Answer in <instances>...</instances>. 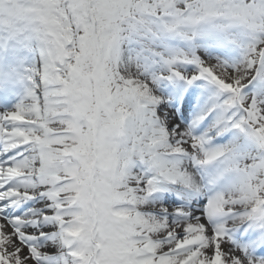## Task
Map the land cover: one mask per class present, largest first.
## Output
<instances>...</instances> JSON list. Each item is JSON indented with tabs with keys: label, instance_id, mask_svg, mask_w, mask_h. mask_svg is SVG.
<instances>
[{
	"label": "snow or ice",
	"instance_id": "snow-or-ice-1",
	"mask_svg": "<svg viewBox=\"0 0 264 264\" xmlns=\"http://www.w3.org/2000/svg\"><path fill=\"white\" fill-rule=\"evenodd\" d=\"M0 264H264V0H0Z\"/></svg>",
	"mask_w": 264,
	"mask_h": 264
}]
</instances>
